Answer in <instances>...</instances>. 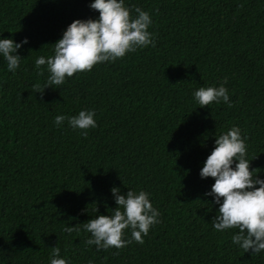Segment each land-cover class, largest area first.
Here are the masks:
<instances>
[{
    "label": "trees",
    "instance_id": "1",
    "mask_svg": "<svg viewBox=\"0 0 264 264\" xmlns=\"http://www.w3.org/2000/svg\"><path fill=\"white\" fill-rule=\"evenodd\" d=\"M91 3L0 0V39L28 40L14 73L0 56V264H50L54 246L68 264H264V251L232 243L238 229H214L219 205L206 193L215 181L200 176L216 136L238 126L264 179V0H125L150 13L156 46L41 98L31 87L49 73L39 75L35 60L54 55L73 20L99 17ZM221 84L233 106L199 107L194 91ZM81 110L97 123L86 138L67 120L55 125ZM113 187L149 193L161 222L142 245L97 251L83 223L112 214Z\"/></svg>",
    "mask_w": 264,
    "mask_h": 264
},
{
    "label": "clouds",
    "instance_id": "2",
    "mask_svg": "<svg viewBox=\"0 0 264 264\" xmlns=\"http://www.w3.org/2000/svg\"><path fill=\"white\" fill-rule=\"evenodd\" d=\"M90 8L99 12L98 18L73 20L62 38L53 44L54 55L40 56L35 60L39 75H44L42 66H46L49 73L44 85L37 83L31 87V91L40 93L41 98L46 88H60L66 79L77 73L90 72L95 65L114 62L138 48L156 46L153 34L148 30L153 23L149 12L140 7H127L125 0H92ZM133 10L136 13L134 17ZM27 42V38L20 43L11 38L0 39V56L7 62L8 71L14 73L19 68L22 57L18 49ZM226 83L227 77L224 79ZM224 84L195 90L193 95L199 107L221 102L232 107ZM94 117L93 110H81L78 115L70 117L57 115L54 123L59 127L67 120L71 128L79 129L86 138L88 129L97 127ZM245 140L238 126L216 136L215 147L204 161L200 176L211 177L215 181L211 191L206 193L213 196L219 205L211 220L214 229L220 232L238 229L231 238L232 243L244 253L251 251L254 255L264 251V179L259 177L257 169L250 167ZM111 192L116 207L111 215H98L83 223V229L91 234L85 243L95 245L97 251L123 249L133 241L142 245L143 237L148 235L151 227L161 222V214L150 202V194L130 189L121 194L118 187H113ZM129 229L131 239H125V231ZM63 231L71 234L80 228L67 226ZM51 249L50 264H68L60 258L58 246Z\"/></svg>",
    "mask_w": 264,
    "mask_h": 264
}]
</instances>
